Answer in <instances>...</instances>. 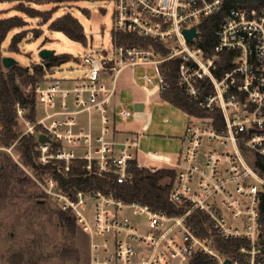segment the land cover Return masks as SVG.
<instances>
[{"label":"built area","instance_id":"1","mask_svg":"<svg viewBox=\"0 0 264 264\" xmlns=\"http://www.w3.org/2000/svg\"><path fill=\"white\" fill-rule=\"evenodd\" d=\"M107 1L115 20L113 56L97 50L75 56L84 66L82 77L46 75L35 85L42 111L35 120L17 103L25 134L34 137L35 162L54 165L65 179L77 167L87 179L85 186L63 185L45 174L38 184L88 234L89 264H264V177L252 162L254 154L264 156V10L231 8L206 50L201 25L224 11L225 0ZM194 26L199 36L188 40L184 30ZM125 68L132 70L131 84L146 94L134 102L144 103L143 110L133 111L119 98ZM174 84L206 115L188 112L176 160L149 152L162 165L147 166L138 153L151 114L142 131L123 139L115 136L118 119L143 118L150 97ZM141 169L175 171L171 210L126 201L99 186V178L128 183ZM219 238L232 252L219 249Z\"/></svg>","mask_w":264,"mask_h":264},{"label":"rangeland","instance_id":"2","mask_svg":"<svg viewBox=\"0 0 264 264\" xmlns=\"http://www.w3.org/2000/svg\"><path fill=\"white\" fill-rule=\"evenodd\" d=\"M24 6L33 7L43 12H50L51 19L47 22L41 17H31L24 13ZM71 13L78 18L83 26L86 40L76 41L68 37L64 32L51 28V23ZM19 17L22 20L21 27L11 30L1 46V62L4 56H13L22 67L33 70L35 65L44 63L46 74L38 83L45 80L46 75L53 77H82L85 74L81 59L88 51L97 50L98 55L112 57L115 51L112 33L115 30V20L111 6L107 0H69V1H44L19 4L0 1V17ZM25 22V25H24ZM22 41L17 51H11L9 46L12 38L17 33H23ZM37 35H39L37 37ZM42 48L54 49L56 55L71 54L70 60L47 66L39 56ZM5 71L9 68H5ZM141 68H137L135 75L138 77ZM131 68L123 69L119 77V98L125 99L126 106L135 110L134 102L145 99V92L138 86L131 84ZM154 76L156 73L153 71ZM24 92L35 96V85L24 83L18 78ZM36 98V96H35ZM17 106V105H16ZM40 117L42 111L38 109L36 101V115L30 116V108L26 114L30 119ZM146 113L151 114L149 128L142 131L146 121ZM18 125L16 127L19 137L11 145L2 142L4 125L0 121V164L4 163V155L10 157L18 169L20 177L24 180V172L29 175L35 184H27L26 192L17 189L7 198L0 197V264H89L90 239L87 233L79 227L74 233H70L59 219V207L51 197L46 200L45 208L34 206L35 196L45 194L38 184L36 172L23 162L18 150V140L27 135V126L23 116L17 112ZM168 118V120H165ZM190 120L187 111L171 103L163 93H157L150 97L143 118L137 119L134 115L129 119H118V127L126 134L142 131L140 138V150L138 159L147 166H161L162 163L148 157L149 152L165 154L176 160L183 148V137ZM34 146V145H32ZM6 164V163H5ZM31 194V196H30ZM30 198V199H29ZM136 219H138L136 217ZM80 225V224H79Z\"/></svg>","mask_w":264,"mask_h":264},{"label":"trees","instance_id":"3","mask_svg":"<svg viewBox=\"0 0 264 264\" xmlns=\"http://www.w3.org/2000/svg\"><path fill=\"white\" fill-rule=\"evenodd\" d=\"M233 7H255L258 10H264V0H225L224 11L215 17L207 18L201 25L203 42L202 45L206 50L211 49V44L214 42L215 30L219 22L224 18L225 14ZM24 13L31 17H41L44 22L51 19L50 12H43L39 9L24 6ZM22 20L19 17H0V51L3 42L6 40L9 32L16 27H21ZM25 25V22H24ZM51 28L54 30L64 32L68 37L73 40L84 42L86 36L84 29L78 18L71 13H66L51 23ZM23 33H17L11 40L10 50L17 51L19 49V43L22 41ZM124 40H133L129 34H118ZM39 35H37L38 37ZM71 54L64 53L60 55L54 54L45 60L48 67L70 60ZM46 74V65H35L33 70H28L20 65H15L9 68L8 71L2 66L1 54H0V121L4 125L2 142L4 145H11L18 139L19 133L17 132V115L15 113L17 103H20L24 107L30 108V116L34 118L36 115V98L34 95H28L24 92L21 84L18 83V78L24 83L34 84ZM163 95L171 103L187 112H193L198 115H206L205 112L198 109L195 103H193L185 93L179 88L177 84H174L171 89L164 91ZM34 137L33 135H25L18 140V150L22 155L25 165L30 166L38 174L42 176L44 174H51L55 178L59 179L61 184H73L77 186H85L87 182L83 177V171L75 167L71 171V175L68 179L63 178L60 172L52 164L40 165L35 162L36 152L34 149ZM4 163L0 164V197L2 199L7 198L15 190L21 189L26 192L27 184H35L34 180L25 172L24 180L20 177L16 165L12 162L7 155H4ZM252 162L257 171L264 177V156L254 154ZM6 163V164H5ZM175 180V171L171 169H160L156 172H149L148 170L141 169L135 172L134 178L124 184L114 182L113 179L99 178V186L103 189H113L116 194L122 197L126 201H141L155 209L171 210L172 205L168 200L169 191ZM31 196V194H30ZM49 197L46 194H38L35 196L34 206L40 209H44L45 203H41L40 200ZM30 199V198H29ZM261 216L264 222V193L261 202ZM59 219L62 224L70 233H74L77 229L82 228L77 219L70 213L59 209ZM88 240L89 236L87 234ZM264 240V235H263ZM219 249L222 252L230 253L232 249L229 244H225L222 238L218 239ZM207 264V263H200ZM213 264V263H212Z\"/></svg>","mask_w":264,"mask_h":264},{"label":"water","instance_id":"4","mask_svg":"<svg viewBox=\"0 0 264 264\" xmlns=\"http://www.w3.org/2000/svg\"><path fill=\"white\" fill-rule=\"evenodd\" d=\"M184 34H185V36H186V38L188 40H192L194 37H198L199 36V32L197 31L195 26L190 28V29H185L184 30ZM54 54H55V50L54 49L42 48L39 51V56H40V58L43 61L47 60L49 57L53 56ZM2 63H3L5 68H11V67H13L15 65H19L20 64L19 61L16 58H14L13 56H4L2 58ZM41 65L45 66L44 63H41ZM27 69L29 70V67H27ZM135 108L137 110H143L144 103H142V102L136 103L135 104ZM40 140L41 141H47L48 137L45 136V135H41L40 136ZM40 202L41 203H45L46 200H40ZM225 264H230V260L227 259Z\"/></svg>","mask_w":264,"mask_h":264},{"label":"crops","instance_id":"5","mask_svg":"<svg viewBox=\"0 0 264 264\" xmlns=\"http://www.w3.org/2000/svg\"><path fill=\"white\" fill-rule=\"evenodd\" d=\"M67 77H69V76H67ZM141 101V100H140ZM118 129H119V132H117L116 134H115V136H116V138L117 139H123L127 134H126V132H124L122 129H120L119 127H118Z\"/></svg>","mask_w":264,"mask_h":264}]
</instances>
